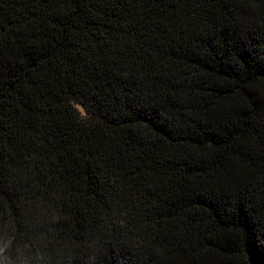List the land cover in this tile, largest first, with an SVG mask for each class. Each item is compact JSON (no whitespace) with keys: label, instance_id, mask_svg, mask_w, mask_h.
Instances as JSON below:
<instances>
[{"label":"trees","instance_id":"16d2710c","mask_svg":"<svg viewBox=\"0 0 264 264\" xmlns=\"http://www.w3.org/2000/svg\"><path fill=\"white\" fill-rule=\"evenodd\" d=\"M0 225L54 264H264V0H0Z\"/></svg>","mask_w":264,"mask_h":264},{"label":"clouds","instance_id":"9594fccd","mask_svg":"<svg viewBox=\"0 0 264 264\" xmlns=\"http://www.w3.org/2000/svg\"><path fill=\"white\" fill-rule=\"evenodd\" d=\"M0 264H54L53 250L42 234L18 239L15 228L0 225Z\"/></svg>","mask_w":264,"mask_h":264}]
</instances>
